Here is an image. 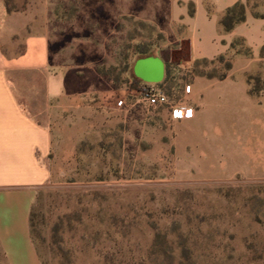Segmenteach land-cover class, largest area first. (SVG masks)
<instances>
[{
	"label": "rangeland",
	"instance_id": "rangeland-1",
	"mask_svg": "<svg viewBox=\"0 0 264 264\" xmlns=\"http://www.w3.org/2000/svg\"><path fill=\"white\" fill-rule=\"evenodd\" d=\"M5 2L18 14L11 23L23 29L14 36V53L22 51L26 33L47 32L58 61L79 75L80 89L104 120L79 138L80 121L64 118L72 133L50 155V179L31 209L30 233L42 264H264V185L231 178L225 162L198 164V146L194 157L181 154L169 109L137 103L132 91L142 82L133 70L137 59L167 61L181 2ZM228 61L206 63L205 70L219 76ZM189 77L180 71L157 86L176 101ZM8 78L28 113L47 123L44 75L17 70ZM120 97L137 109L126 122L123 108L115 109ZM106 105L111 114L102 110ZM263 153L246 147L244 165L249 156L264 166Z\"/></svg>",
	"mask_w": 264,
	"mask_h": 264
},
{
	"label": "crops",
	"instance_id": "crops-1",
	"mask_svg": "<svg viewBox=\"0 0 264 264\" xmlns=\"http://www.w3.org/2000/svg\"><path fill=\"white\" fill-rule=\"evenodd\" d=\"M177 1L181 5L174 8L173 46L167 61L158 57L164 65L162 80H176L180 71L190 76L183 93L194 107L193 116L176 120L169 114L176 148L181 154L194 157L192 150L198 146V164L225 162L230 164L231 178L240 176L264 185V166L249 156V167L244 165L246 147L255 154L264 152V93L250 95L246 82L248 74L264 76V3L258 6L250 0ZM246 2L244 21L222 32L219 21L226 9ZM15 17L18 14L9 13L5 0H0V264H42L30 234L29 219L38 190L50 179V155L54 148L67 146L63 138L71 130H64V118L77 117L83 127L79 138L104 120L80 89L79 75L64 69L65 65L58 61L60 53L52 51L47 32L26 33L22 51L14 53V36L23 30L11 23ZM238 40L241 48L234 47ZM219 56L231 59L223 79L191 73L194 67L205 69L206 63L211 64ZM17 70L44 75L43 94L50 112L47 123L37 122L16 97L8 74ZM110 108L113 107L106 105L102 110L111 114ZM119 108H123V122L127 121L128 112L137 114V109L128 106L123 97L115 102V109ZM219 141L225 145L221 151L216 146ZM227 147L231 148L230 153Z\"/></svg>",
	"mask_w": 264,
	"mask_h": 264
},
{
	"label": "trees",
	"instance_id": "trees-1",
	"mask_svg": "<svg viewBox=\"0 0 264 264\" xmlns=\"http://www.w3.org/2000/svg\"><path fill=\"white\" fill-rule=\"evenodd\" d=\"M249 3V0H248ZM248 3H236L230 8H227L226 11L224 12L223 16L221 17L219 21V26L222 32H228L233 29L234 26L237 24L241 23L245 19V13H246V8ZM256 16H260L256 14ZM241 40H238L234 43V47L237 46L241 48ZM224 56H219L215 61L222 62ZM231 59L229 58V61L227 62L226 66L224 67V73L217 76L214 74H209L206 72L205 69L199 70V68L194 67L191 70V73L196 74V75H202L206 76L207 78L210 79H223L228 70L230 69L231 66ZM246 82L248 85V93L252 96H259L262 93H264V76L262 75H253V74H248L246 77ZM134 87L137 86V84L133 83L132 84ZM31 213H30V219H29V224H30V229H31ZM31 234V233H30Z\"/></svg>",
	"mask_w": 264,
	"mask_h": 264
},
{
	"label": "built area",
	"instance_id": "built-area-1",
	"mask_svg": "<svg viewBox=\"0 0 264 264\" xmlns=\"http://www.w3.org/2000/svg\"><path fill=\"white\" fill-rule=\"evenodd\" d=\"M185 89L189 90V86L186 85ZM132 91L136 94L137 103H141L150 109L166 107L169 109L172 118L176 120L191 118L194 114V107L187 103L184 96L176 101L171 100L157 86V83L142 81Z\"/></svg>",
	"mask_w": 264,
	"mask_h": 264
},
{
	"label": "water",
	"instance_id": "water-1",
	"mask_svg": "<svg viewBox=\"0 0 264 264\" xmlns=\"http://www.w3.org/2000/svg\"><path fill=\"white\" fill-rule=\"evenodd\" d=\"M133 70L144 82L159 83L163 78L164 65L158 57L148 56L137 59Z\"/></svg>",
	"mask_w": 264,
	"mask_h": 264
},
{
	"label": "flooded vegetation",
	"instance_id": "flooded-vegetation-1",
	"mask_svg": "<svg viewBox=\"0 0 264 264\" xmlns=\"http://www.w3.org/2000/svg\"><path fill=\"white\" fill-rule=\"evenodd\" d=\"M147 57V56H146ZM141 58H144V57H141ZM140 59V58H139ZM135 74V73H134Z\"/></svg>",
	"mask_w": 264,
	"mask_h": 264
}]
</instances>
